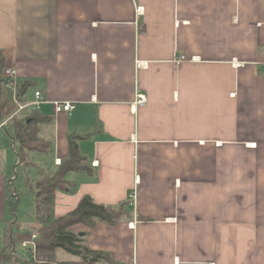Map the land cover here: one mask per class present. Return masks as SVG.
Listing matches in <instances>:
<instances>
[{"label":"crops","instance_id":"crops-1","mask_svg":"<svg viewBox=\"0 0 264 264\" xmlns=\"http://www.w3.org/2000/svg\"><path fill=\"white\" fill-rule=\"evenodd\" d=\"M1 55L25 103L43 92L52 149L24 169L15 112L0 115L18 156L0 149V235L17 168L28 188L56 176L73 136L91 172L67 174L75 190L56 192L53 218L84 196L131 202L130 220L70 228L90 249L120 264H264V0H0ZM64 101L72 114L55 113ZM35 234L16 231L26 251Z\"/></svg>","mask_w":264,"mask_h":264},{"label":"trees","instance_id":"trees-1","mask_svg":"<svg viewBox=\"0 0 264 264\" xmlns=\"http://www.w3.org/2000/svg\"><path fill=\"white\" fill-rule=\"evenodd\" d=\"M7 68L6 59L0 56V115L8 117L12 115L17 106L6 89L8 79L4 72ZM27 86L19 92V97L25 94ZM51 117L44 113H33L30 117L12 118V136L20 147V166L24 169L29 166L28 153H49L52 144L40 137L39 125L49 123ZM76 137L69 138V158L64 161L56 176L40 175L39 179L29 188L34 197L33 209L35 223L40 227L38 238L35 241L36 255L27 251L23 257L16 256V246L22 243L16 237L19 225L11 221L6 225L3 235H0V261L14 262V264H120L105 252L90 249L87 243V234H75L70 228L75 225H84L92 228L98 223L116 225L124 220L132 219L130 201H123L117 206H106L96 203L90 196H84L78 207L59 218H53L55 194L57 191L73 193L75 184L67 179L70 172H91L87 159L81 156ZM9 207L15 211V198H9ZM2 242V244H1ZM64 251L78 261H60L56 252Z\"/></svg>","mask_w":264,"mask_h":264},{"label":"rangeland","instance_id":"rangeland-1","mask_svg":"<svg viewBox=\"0 0 264 264\" xmlns=\"http://www.w3.org/2000/svg\"><path fill=\"white\" fill-rule=\"evenodd\" d=\"M30 95H34V91L30 92ZM30 110V109H29ZM29 111H26L28 114ZM16 146V150L18 146ZM14 141L11 136L6 134L5 131L0 132V149L6 150L9 152V158L7 160V164L15 160V157L18 158L17 153H15L14 149ZM46 157V156H41ZM47 166L51 165L53 162V157L47 158ZM29 166L31 165L28 162ZM17 168V166H16ZM15 165H12V175H14ZM32 171V170H31ZM27 172H24L21 168H17V178L14 180V188L18 193V199L15 201V208L13 212H11V220L16 221L18 225L22 229V233L27 236H30L33 232L38 234L39 226L35 223L34 220V209H33V195L30 193L29 188L27 187ZM19 227V228H20ZM26 238V237H24ZM28 238V237H27ZM22 241V240H20ZM27 251H31L30 248H27ZM26 249L21 247V244H17L16 246V256L22 257L27 254ZM57 257L60 261H78L77 257H74L64 251L58 250L56 252ZM14 263V262H13ZM12 263V264H13ZM10 264V263H7Z\"/></svg>","mask_w":264,"mask_h":264},{"label":"built area","instance_id":"built-area-1","mask_svg":"<svg viewBox=\"0 0 264 264\" xmlns=\"http://www.w3.org/2000/svg\"><path fill=\"white\" fill-rule=\"evenodd\" d=\"M5 77L8 79V83L6 85V89L11 93L13 102L16 104L17 109L15 113L12 115L11 118L15 117L16 115L24 112L27 109H30L31 113H37L41 111L42 106L46 103L45 97L43 92L36 91L34 95V99L31 102H22L19 97L20 87L16 75V71L12 68H6L4 72ZM147 103V98L144 94L138 93L136 101L132 105V110L136 112L139 108L144 107ZM54 109L55 113H61L66 112L68 114H72L75 109L76 105L70 101H64V102H54ZM6 123L0 124V130L4 128ZM58 163H61L60 160H57ZM97 165V162L95 161L93 163V166ZM10 186L13 188L11 190V196L16 198L17 197V191L13 187V184L10 183ZM38 238V234H35L32 236L30 241L23 242L24 248H30L32 251V255L35 258L36 255V244L35 241Z\"/></svg>","mask_w":264,"mask_h":264}]
</instances>
